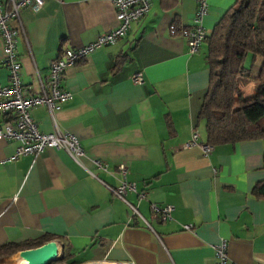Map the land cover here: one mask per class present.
<instances>
[{"label": "crops", "instance_id": "obj_1", "mask_svg": "<svg viewBox=\"0 0 264 264\" xmlns=\"http://www.w3.org/2000/svg\"><path fill=\"white\" fill-rule=\"evenodd\" d=\"M234 1L207 0V31ZM196 7L197 0H150L124 37L65 69L61 86L71 98L53 119L44 106L29 109L40 131L75 135L84 155L76 163L47 148L0 164V246L49 237L65 262L216 264L214 246L224 240L226 264H264V200L251 193L264 179L262 142L214 145L206 155L197 145L184 148L192 132L205 144L197 113L208 82L206 45L189 54L169 27L190 26ZM19 20L24 38L18 35L16 53L25 93L36 90L35 72L43 78L61 48L116 26L111 0H44L37 11L21 8ZM1 57L0 42L4 86ZM137 72L140 84L130 79ZM15 146L0 140V159ZM123 177L144 193L140 200L134 192L125 195L143 219L106 188ZM150 203L172 206L171 218H153Z\"/></svg>", "mask_w": 264, "mask_h": 264}, {"label": "built area", "instance_id": "obj_2", "mask_svg": "<svg viewBox=\"0 0 264 264\" xmlns=\"http://www.w3.org/2000/svg\"><path fill=\"white\" fill-rule=\"evenodd\" d=\"M43 2L44 0H0L1 64L6 68L8 74V83L0 86V116L2 118L0 140L16 142L12 154L0 159V164L12 162L22 155L35 156L47 148L61 149L74 162L79 163L80 158L84 155V150L76 136L58 129H54L50 133L40 131L30 118L29 109L34 106H44L50 118L53 119L54 112L71 98V93L61 86L65 69L84 59L97 48L112 45L124 37L130 24L140 20L150 7V0H111L116 26L102 32L86 44L74 48H61L59 53L48 61L46 74L43 78L35 72L36 90L33 93H25L20 81L21 64L16 53L18 35L24 38L23 28L19 20V10L26 7L32 11H37ZM206 11L207 0H197V7L190 26L181 27L178 30L173 25L169 27L171 34L184 39L189 54L195 53L207 36V30L202 24ZM9 21H15L17 27L10 26ZM130 79L133 83L140 84L142 74L137 72ZM196 137V133L192 132L190 139L184 144V148L197 145L202 154H208L212 146L206 143L197 144ZM95 163L99 166L98 162ZM117 170L123 176L125 174L124 164H118ZM106 188L130 209L133 216L143 219L137 208L125 198L128 191L134 192L138 200L144 198V193L137 192L133 183L126 181L123 177L118 186H106ZM149 209L153 218L156 217L161 221L171 218L172 206L170 205L158 206L150 203ZM182 229L189 230L190 226L183 225ZM214 258L216 264L227 263L226 242L224 240L214 246ZM88 263L125 264L106 261Z\"/></svg>", "mask_w": 264, "mask_h": 264}, {"label": "trees", "instance_id": "obj_3", "mask_svg": "<svg viewBox=\"0 0 264 264\" xmlns=\"http://www.w3.org/2000/svg\"><path fill=\"white\" fill-rule=\"evenodd\" d=\"M204 43L208 82L197 119L204 120L205 143L214 146L260 140L264 164V0H235L207 31ZM247 56L250 65L256 58L260 64L253 93L243 98L239 79L249 69L243 66ZM251 193L264 200V179L254 185ZM49 240L52 239L43 237L22 244L5 243L0 246V259L4 262L18 250ZM65 261L66 256L57 254V259L49 264Z\"/></svg>", "mask_w": 264, "mask_h": 264}, {"label": "water", "instance_id": "obj_4", "mask_svg": "<svg viewBox=\"0 0 264 264\" xmlns=\"http://www.w3.org/2000/svg\"><path fill=\"white\" fill-rule=\"evenodd\" d=\"M12 257L22 264H49L57 259V245L54 240H49L36 247L18 250Z\"/></svg>", "mask_w": 264, "mask_h": 264}, {"label": "rangeland", "instance_id": "obj_5", "mask_svg": "<svg viewBox=\"0 0 264 264\" xmlns=\"http://www.w3.org/2000/svg\"><path fill=\"white\" fill-rule=\"evenodd\" d=\"M259 64H260V59L257 58V61L255 60L254 63L252 65H250L249 56L246 57V59L243 63L244 68H249L245 72V74L242 77H240V79H239V88L241 91V96L243 98H248L253 93V89L256 86V81L254 80V77L256 75V70H257V67L259 66ZM15 261L16 260H14L13 257H11V261H10L11 263L10 264H15ZM61 264H79V263L64 262Z\"/></svg>", "mask_w": 264, "mask_h": 264}, {"label": "bare ground", "instance_id": "obj_6", "mask_svg": "<svg viewBox=\"0 0 264 264\" xmlns=\"http://www.w3.org/2000/svg\"><path fill=\"white\" fill-rule=\"evenodd\" d=\"M15 264H22L19 260L17 261H15ZM86 264H90V263H86Z\"/></svg>", "mask_w": 264, "mask_h": 264}]
</instances>
